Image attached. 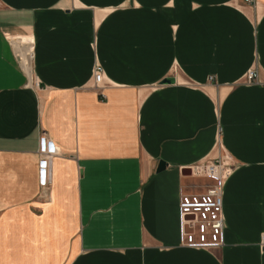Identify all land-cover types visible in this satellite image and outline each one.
I'll return each mask as SVG.
<instances>
[{
    "label": "crops",
    "instance_id": "crops-1",
    "mask_svg": "<svg viewBox=\"0 0 264 264\" xmlns=\"http://www.w3.org/2000/svg\"><path fill=\"white\" fill-rule=\"evenodd\" d=\"M219 157L222 244L185 246ZM262 232L264 0H0V264H264Z\"/></svg>",
    "mask_w": 264,
    "mask_h": 264
},
{
    "label": "built area",
    "instance_id": "built-area-1",
    "mask_svg": "<svg viewBox=\"0 0 264 264\" xmlns=\"http://www.w3.org/2000/svg\"><path fill=\"white\" fill-rule=\"evenodd\" d=\"M253 5L254 0H243ZM94 85L101 79V68L95 64L92 68ZM255 70H248L244 74V83L256 82ZM39 152L43 155L40 160V186L48 189L50 179V155L53 154V146L44 142L43 137L39 141ZM190 173L195 176L210 180L204 185V189L195 193H180L177 201L178 235L181 244L193 248H211L222 244V187L224 184L226 169L224 160L219 157L214 160H206L195 164L190 168ZM260 247H264V232L260 235Z\"/></svg>",
    "mask_w": 264,
    "mask_h": 264
},
{
    "label": "rangeland",
    "instance_id": "rangeland-1",
    "mask_svg": "<svg viewBox=\"0 0 264 264\" xmlns=\"http://www.w3.org/2000/svg\"><path fill=\"white\" fill-rule=\"evenodd\" d=\"M255 1V0H254ZM195 183L199 186H202L204 184H209L210 180L209 179H204V178H198L195 180Z\"/></svg>",
    "mask_w": 264,
    "mask_h": 264
},
{
    "label": "water",
    "instance_id": "water-1",
    "mask_svg": "<svg viewBox=\"0 0 264 264\" xmlns=\"http://www.w3.org/2000/svg\"><path fill=\"white\" fill-rule=\"evenodd\" d=\"M169 80L168 79H164L162 82H168Z\"/></svg>",
    "mask_w": 264,
    "mask_h": 264
}]
</instances>
